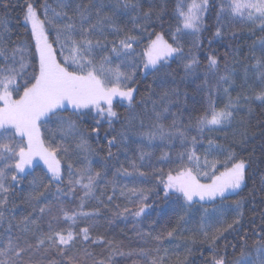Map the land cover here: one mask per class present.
Segmentation results:
<instances>
[{
    "label": "snow or ice",
    "instance_id": "snow-or-ice-1",
    "mask_svg": "<svg viewBox=\"0 0 264 264\" xmlns=\"http://www.w3.org/2000/svg\"><path fill=\"white\" fill-rule=\"evenodd\" d=\"M10 3L11 0H0V7L7 11ZM209 4L210 0H179L175 8V33L187 30L196 38L194 46H198V34L204 27ZM214 6L218 9V19L220 16L231 17L247 24L250 29L259 27L264 33V0H221ZM121 8L128 10L129 14L135 13L134 19L142 16L145 23L153 16L152 9L142 11L134 0H117L113 9L108 11L103 0H87L86 3L84 0H56V7H52L49 0H24L20 11L33 42L31 44L27 40L16 43L8 34L6 22L0 21V264H112L117 251L114 242L93 237L90 231L100 216L101 208H108L113 217L130 215L137 223H144L153 204L151 194L155 193L156 198L160 196L158 188L163 197L175 198L178 202L182 200L187 206H195L201 201L215 202L219 198L220 207L213 206L211 211L204 208L195 231L184 227L191 207L178 216L172 227H165L159 232L145 233L141 230L138 235L150 237L155 244L139 249L136 254L141 259L134 264H188L191 247L186 245L183 254L170 252L164 241L190 239L196 243L197 237H202L200 242L210 250L205 264H229L226 252H220L216 242L224 231L233 226H223V205L244 185L248 162L240 158L233 147L225 148L214 139H208L209 148L204 154H198L195 146L198 136L205 131L222 130L237 119L243 125L244 117L239 115L238 109L247 105L242 102L252 99L264 102V38L259 41L261 55L253 65L261 88L252 95L240 93L233 98L228 87H224L227 102L218 107L209 89L207 107L187 125L179 127L177 120L166 127L161 121L168 108L162 107L157 111L158 101L152 100L156 123L145 130L141 120V130L135 134L146 138L149 144L156 140L171 142L173 138H178L184 150L177 152L174 158L168 152L159 156V161L167 164L165 171V167L151 165L150 161L145 165V158L151 157V152L141 149L137 159L127 160L128 167L123 164L116 167V174L143 177L145 180L133 181L132 187L127 184L121 187L115 176L112 180L107 179L106 164L100 170L93 168L89 158L93 149L86 139L87 133L81 132L75 121L63 118L62 113L69 106L73 115L81 117L94 112L96 124L91 131L96 134L101 132V120H106L111 129L113 121L119 119L114 102H127L129 110L134 109L137 103L147 107L143 97L137 100L134 96L137 89L130 86L134 84L139 68L155 74L163 72L174 56L184 59L183 55H178L183 53V47L172 32H169L172 43L165 39L163 32H158L154 39L149 35L148 43L137 53L139 35L125 31L113 19L115 10ZM139 26L143 28L142 24ZM107 29H111L118 40H109ZM215 35H221L219 27ZM189 55L191 58L184 64L186 74L194 72L199 64L194 55ZM207 59V70L218 72V58L210 55ZM221 82L229 87L234 83L232 72L227 67L216 87L221 86ZM176 91L172 89L173 93ZM167 97L169 92L165 91L160 100ZM148 99H152L151 96ZM248 112L251 113L250 107ZM53 120L60 124L59 141L46 142L41 129L47 130ZM130 127L131 119H128L118 135L112 134L108 138V133H105L107 157L102 159L114 156V146L118 151H126ZM190 128H195L198 135L189 138L187 130ZM68 138L76 141L75 147L83 156L84 162L80 166L67 163L66 168L62 167V160L69 152ZM245 138L246 131L241 133L238 141L233 140V144L242 146ZM189 139L191 147L186 143ZM116 159L119 160V157ZM40 161L47 168L48 179L34 178L30 181L32 191L25 202L31 211L17 219L16 204L10 194L22 179L32 174L34 165ZM201 176L208 177L210 182H201ZM148 177L155 183L144 187ZM102 183L112 188V195L106 196L108 202L113 201L119 187V196L125 201L123 206L116 204L111 207L105 203L103 194L97 195ZM53 188L58 214L53 212L52 202L46 199V193ZM78 190L83 192L79 210L70 212L65 209L62 197H72ZM89 197L96 199L101 207L85 211L84 204ZM240 206V201H236L238 215ZM200 207L203 208V205ZM45 215L51 217L46 229L41 227V218ZM61 219L65 222L63 226L54 225L53 221ZM234 223H239V220ZM90 244L106 247L108 255L96 257L89 251ZM256 245L255 255L248 264H264V230Z\"/></svg>",
    "mask_w": 264,
    "mask_h": 264
},
{
    "label": "trees",
    "instance_id": "trees-1",
    "mask_svg": "<svg viewBox=\"0 0 264 264\" xmlns=\"http://www.w3.org/2000/svg\"><path fill=\"white\" fill-rule=\"evenodd\" d=\"M76 2H79V0H76ZM84 2L86 3L87 0H84ZM103 2L106 6L105 10L108 11L113 9L117 0H103ZM134 2L138 3L142 11L146 12L152 9L153 16L150 21L145 23L142 16L138 20L134 19L135 13L129 14L128 10L122 8L115 10L113 19L125 31L139 35L140 41L135 49L136 52L139 53L148 43L149 35L154 39L155 33L158 32H163L165 39L172 43L169 32L175 33L177 23L175 8L179 0H134ZM23 3L24 0H11L7 11L0 7V21L6 22L9 29L8 34L11 35L16 43H24L27 40L31 44L33 42L25 29L23 15L20 11ZM49 3L52 7H56V0H49ZM219 3H221V0H210L208 12L204 16V27L198 34V46H194L196 38L187 30L175 33L176 38L183 47V53L178 55H183L184 59L181 60L174 56L165 66L164 71L160 73L153 74L151 70L145 71L143 68H139L136 71L134 84L130 86H134L137 89V92L134 93L137 100L144 98L147 104L146 108L137 103L134 109L129 110L127 102L122 104L114 102V110L117 111L119 119L113 121L111 129H109L106 120H101L99 124L101 132L99 134L91 131L96 124L93 118L95 116L94 112L81 117L73 115L69 106L62 113L63 118L75 121L80 131L87 133L86 139L93 149V152L89 154L92 166L96 170H100L101 166L106 164L108 180H112L115 176L117 184L121 187L124 184L132 187L133 181L145 180L143 177H125L122 174H116V167L120 164L128 167L127 160L137 159L141 149L151 152V157L145 158V165L150 161L151 165L159 164V166L165 167V171H167V164L159 161V156L164 152H168L174 158L177 152L184 150L178 138H173L171 142L156 140L149 144L146 138H141L135 134L141 130V120H143L145 130L156 123V118L152 111V100L158 101L156 104L157 111H160L162 107L168 108V112L164 113L161 122L167 127L171 125L173 120H177V126L179 127L187 125L191 119L199 115L207 107L209 89H211L212 98L218 107H223V104L227 102V96L223 91L224 87H228L229 93L233 98L240 93L252 95L260 90V80L255 74L253 65L256 58L261 55L259 41L264 38V33H261L259 27L254 26L250 29L247 24H241L233 18L220 16L218 19V9L214 5ZM140 24L143 25V28L139 26ZM217 27H219L221 32L219 37L215 35ZM107 32L109 40H118L117 35L111 29H107ZM189 54L194 55L198 59L199 64L195 66L194 72L186 74L184 64L191 58ZM210 55L216 56L220 61L218 72H209L207 70V58ZM113 59L115 60V57ZM225 60H227V66L225 65ZM226 67L227 70L232 72L234 83L229 87L228 84L221 82V86L216 87L219 77L225 74ZM172 89H176V93H173ZM165 91L169 92V97L160 100V96ZM149 96L152 99H148ZM169 99H171V103H169ZM242 103L247 105L238 109L239 115L244 117L243 125L237 119L233 124L222 130L211 133L205 131L202 136H198V143L195 146L198 154H204L206 149L209 148L208 139H214L217 144H222L225 148L233 147L237 155L248 162L244 185L238 190V193L229 196L223 205L225 211L223 226L226 227L227 224H232L233 226L231 229L224 231L216 242L219 246L218 250L226 252L229 264H237V262L239 264H248L251 257L255 255L256 242L260 240L262 230H264V102L252 99ZM248 107L251 108V113L248 112ZM128 119H131V127L126 151H118L114 146L112 148L114 156L106 160L102 159V157H107L108 146L105 133H108V138H111L112 134L118 135ZM59 127L60 124L53 120L47 126V130L45 128L41 129L46 142L59 141ZM187 131L189 138L198 135L195 128H190ZM245 131L244 144L242 146L238 143L233 144V140L238 141L241 133ZM66 143L69 147V152L68 156L62 160V167L66 168L67 163H72L74 167L82 165L84 160L75 147L76 141L68 138ZM186 143L191 147L190 139ZM116 157H119V160ZM218 167L222 170L221 166ZM145 170L147 169L145 168ZM46 173V166L42 161L38 162L37 165H34L32 174L27 175L26 179H22L10 194L11 200L15 201L16 204L15 214L17 219L31 211V208L25 202L32 191L30 181L34 178L47 181L48 175ZM200 179L201 182H210L208 177L201 176ZM154 183L155 180L148 177L147 183L143 186L150 187ZM157 191H160V196L156 198L155 193L151 194L153 204L148 209L150 216L144 223H137L136 219L130 215L120 218L113 217L108 208H101L100 216L96 218L95 224L90 231L93 237H103L105 241L114 242L117 251L113 257L112 264H134V261L141 259L136 254L139 249L152 247L155 244V241H152L150 237L142 238L138 235L141 230L145 233L149 231L159 232L165 227H172L175 225L178 216L184 214L186 208L191 207V210L187 213V222L184 227L195 231L196 222L203 214L204 208H208L211 211L213 206L220 207L219 198L215 202L201 201L195 206H187L183 204L182 200L178 202L175 198L163 197L161 189L158 188ZM100 194H103L102 198L105 203L110 204L111 207L116 204L123 206L125 203L124 198L119 196V187L117 188V195L113 197L112 202H108L106 199L107 195H112L111 186L105 187V184L102 183L97 189V195ZM82 195L83 192L78 190L72 197H62L65 209L70 212L79 210L80 197ZM55 196L54 188L46 193L47 201L53 204V212L58 214ZM236 201H240L241 204L240 215H238L235 208ZM201 204L203 208L200 207ZM100 207L96 199L86 198L85 211H93ZM35 215L39 216V213ZM50 219L51 217L47 215L43 216L41 218V227L46 229ZM237 219L239 223H234ZM53 223L57 226L65 224L62 219L53 221ZM185 236H188L187 231ZM200 240H202V237H197L196 243H192L190 239L166 240L164 241V246L169 248L170 252L175 251L183 254L187 245L192 249L188 257V264H205L206 259L210 256V250ZM175 245H179V247L177 248ZM88 247L89 251L93 252L98 258L108 255V249L99 244H90ZM121 252L125 254L121 255ZM129 252L133 254L127 255Z\"/></svg>",
    "mask_w": 264,
    "mask_h": 264
},
{
    "label": "rangeland",
    "instance_id": "rangeland-1",
    "mask_svg": "<svg viewBox=\"0 0 264 264\" xmlns=\"http://www.w3.org/2000/svg\"><path fill=\"white\" fill-rule=\"evenodd\" d=\"M229 18H231V17H229Z\"/></svg>",
    "mask_w": 264,
    "mask_h": 264
}]
</instances>
